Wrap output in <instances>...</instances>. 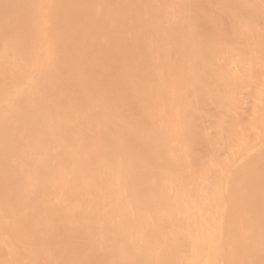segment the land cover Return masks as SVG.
Returning a JSON list of instances; mask_svg holds the SVG:
<instances>
[{"label": "bare ground", "instance_id": "obj_1", "mask_svg": "<svg viewBox=\"0 0 264 264\" xmlns=\"http://www.w3.org/2000/svg\"><path fill=\"white\" fill-rule=\"evenodd\" d=\"M64 1L0 0V264H264V0Z\"/></svg>", "mask_w": 264, "mask_h": 264}, {"label": "rangeland", "instance_id": "obj_2", "mask_svg": "<svg viewBox=\"0 0 264 264\" xmlns=\"http://www.w3.org/2000/svg\"><path fill=\"white\" fill-rule=\"evenodd\" d=\"M62 1H63V0H61V2H62ZM65 1H66V0H65ZM65 1H64V3H65ZM70 1H71V3H70ZM70 1H66V2L68 3V5H67V3H65V4L62 3V4H64L65 6H70V5L73 6L74 3L72 4V2H73L74 0H70ZM83 1H84V0H83ZM85 2H87V0H85ZM87 3H88V2H87ZM69 4H70V5H69ZM85 4H86V3H85ZM17 7H19V6H17ZM17 7H15V8L13 9V12H15V14H18V15H19V12H18V11L20 10V8H21V11H22V9L24 10L25 8H24L23 6H20V8H17ZM16 8H17V10H16ZM21 11H20V15H21V13L23 12V11H22V12H21ZM13 14H14V13H13ZM18 15H17V17L20 16V15H19V16H18ZM14 17H16V15H14ZM17 17H16V18H17ZM16 20H17V21L20 20V17H19L18 19H15V21H16ZM15 21H14V22H15ZM17 21H16V22H17ZM52 29H53V27H52ZM71 30H73V29L70 28V31H69V30H68V31H65L67 34H66V35H65V34H62L63 36L60 37L61 40H62L63 45L65 44V45H67V46H63V45H61V41H58V42H57V48H58V46H59L60 49L62 48V49H65V50H66V49L68 48V53H69V51H70V53H71L70 56L72 57V58L69 57V59H70L71 61H73V60H77V59L79 58L80 53L77 52L75 46L72 45V42H73V43H76V44H77V43L82 44V43L84 42V38H83L84 30L79 29V32H78V30H73V31L75 32V34H73L74 32L71 31ZM68 32H69V34H71L70 36L72 37V40L69 39L70 37H68V38H67V37H64V36H69V35H68ZM70 32H71V33H70ZM76 32H77V33H76ZM78 34H79V35H78ZM75 35H76V36H75ZM63 37H64V38H63ZM78 37H79L80 39H78ZM66 38H67V39H66ZM58 40H60V39H58ZM68 40H69L70 42H69ZM74 40H75V41H74ZM80 40H81V41H80ZM65 41H66V42H65ZM67 42H68V43H67ZM87 43H89V42H87ZM192 43H193V44H192ZM27 45H28V47H29L31 44L28 43ZM189 45H190V46H189ZM189 45H188L189 49H190V48H191V49H194V48L197 47V46H198L197 48H201V49H202V48L204 47L203 45L206 46V40H204V41L202 42V44H201L202 46H201V45H197V46L194 45V42H193V41H191V43L189 42ZM69 46H70V47H69ZM71 46H72V47H71ZM89 46H90V47H89ZM191 46H192L193 48H192ZM185 47H186V45H185ZM89 48H92V46H91L90 44H86V49L88 50ZM70 49H71V50H70ZM186 49H187V48H186ZM186 49H184V50H186ZM89 50H91V49H89ZM89 50H88V51H89ZM71 51H72V52H71ZM186 52H187V50H186ZM72 54H73V55H72ZM76 54H77V55H76ZM76 57H77V58H76ZM70 60H69V61H70ZM236 70H237V68L235 69V72L238 71V70H237V71H236ZM8 76H9V75H8ZM9 77H11V76H9ZM14 78H15V77H12L11 79H14ZM7 80H8V79H7ZM8 81H9V80H8ZM243 94H244V95H243ZM245 95H246L245 92H243V93H242V96H241V99H242ZM246 97H248V95L245 96V99L243 98V99L241 100V102L244 103L243 107H242V104H241V108H244V109H242L243 111L240 109V112H241V111H242V112H245V114H244V113H243V114L240 113V115H241V116H240V119L243 120V121H244L245 117L248 118V119L251 118V116H249V115H251V111H254V110H255L254 105H253V107H254L253 109H254V110L252 109L251 106H252V103H253V102H256V100H255V99H252L251 97H250L251 99H249V98L246 99ZM254 100H255V101H254ZM243 101H244V102H243ZM253 104H254V103H253ZM255 105H256V104H255ZM210 108L213 110V112H215V110H214L215 108H214L213 106H212V107L210 106ZM211 109H210V111H211V115H212L213 113H212V110H211ZM251 109H252V110H251ZM94 111H95V110H94ZM95 112H96V111H95ZM95 112H94V113H95ZM92 113H93V112H92ZM97 113H99V112L97 111ZM254 113H255V112H254ZM254 113H252V117H253V114H254ZM242 115H243L244 117H243ZM243 118H244V119H243ZM248 119H247V120H248ZM248 121H249V120H248ZM246 122H247V121H246ZM28 128L31 130V129L34 128V126H33V128H30V127H28ZM256 131H257V130H255V132H256ZM79 135H81V134H79ZM79 135H78V138H79ZM256 135H258V133H257ZM49 136H50V138H49ZM81 136H82V135H81ZM45 138H46V140L44 139V141H46L47 143H48V141H49L48 144L45 143L46 145H48L49 148L46 147V145L44 144V147L48 149V150L46 149L47 153H48L50 150L53 151V149H52L53 146H54V148L56 147L55 150H58V149H59V148H58L59 144H55V143L53 142V140H51V135H50V134L48 135V137H47V135H46ZM52 138H53V137H52ZM80 138H82V137H80ZM48 139H49V140H48ZM53 139H54V138H53ZM47 140H48V141H47ZM79 140H80V139H79ZM50 141H52V142H53L55 145H57V146L53 145L52 142H51V143H52V144H51ZM54 141H56V139H54ZM57 143H58V141H57ZM51 146H52V148H51ZM223 149H225V148H221L220 150L218 149V151H221V150H223ZM226 150H227V149L223 150L225 154L228 153V151H226ZM218 151H217V152H218ZM223 151H221L220 153H217L219 159H220L219 156H221V155L223 156V155H224V154H221V153H223ZM43 152H44V151H43ZM53 153H54V152H53ZM43 154H44L43 156H45L46 153H43ZM50 154H52L51 151H50ZM219 154H220V155H219ZM46 155L48 156L49 154H46ZM48 157H50V155H49ZM48 157H45V158H48ZM225 157H227V156H225ZM222 158H223V157H221V159H222ZM206 160H207V158H206ZM3 162H4V161H3ZM2 165H3V164H2ZM3 166H4V165H3ZM1 168H2V166H1ZM212 168L215 169L214 166H212ZM211 171H212V170H211ZM56 174H57V173H56ZM62 184H63V182L61 183V186L59 185V187H58L57 190H59V189L62 190V187L64 188V185H62ZM0 185H1V184H0ZM60 187H61V188H60ZM92 187H93V186H92ZM92 187L90 188L91 190H92ZM0 189H1V190H0V193H1V192H2V188H1V186H0ZM94 189H95V188H94ZM61 190H60V191H61ZM91 190H90V192L93 193V190H92V191H91ZM62 191H63V190H62ZM62 191H61V192H62ZM90 192H88L90 195H93V194H94V196H95V193H96L95 191H94L93 194H91ZM55 193H56V192H55ZM58 193H59V191H57V193H56L57 195H56L55 197H53L54 195L50 197V198H51L50 200H53V199H54V201H55L54 203H56V202L58 203V201H59V198H60L61 195H59ZM60 194H61V193H60ZM56 197H57V198H56ZM103 206H104V205H103ZM101 208L103 209V207H101ZM95 211L97 212V210H95ZM99 212H100V211H99ZM99 212H98V215L101 216V215H103V214L105 215V212H106V211H105V212H104V211L102 212V210H101V212H102L103 214H102V213L100 214ZM109 214H110V213L107 212L106 215H109ZM104 215H103V216H104ZM106 215H105V217H106ZM103 216H102V217H103ZM110 216H111V215H110ZM110 216L107 217V218H111V217H112L111 219H113V221H112L111 219H110V220H111L112 222H114V223L117 222V221H115V219H114L115 216H111V217H110ZM105 217H103V218H105ZM113 217H114V218H113ZM99 218L101 219V217H99ZM99 218H98V219H99ZM103 218L101 219L102 221L104 220ZM116 218H117V217H116ZM100 219H99V220H100ZM101 220H100V221H101ZM105 221H106V220H105ZM115 225H116V224H115ZM209 225H210V224H209ZM110 227H111V226H109V227L107 226V228H108L109 230L111 229ZM167 228H169V229H167ZM108 229H106V230H108ZM112 229H113V228H112ZM115 229H116V228H115ZM166 229H167L166 232H168V230L170 231V227H166ZM208 229H209V230H213L214 228L210 225V226H208ZM106 230H104V231H105L106 233H108ZM113 231H115V232H113ZM101 232H102V231H98V234H101ZM112 232H113V233H116V230H112ZM112 232H111V233H112ZM109 233H110V232H109ZM104 235H106V234L102 232L103 239L105 240V237H106V238H107V241H108V240L110 239L109 236H110V235L113 236L114 234H110V235L107 234V236L109 237V239H108L107 236H104ZM99 237L101 238V236H99ZM103 239H102V240H103ZM107 241H106V242H107ZM108 247H109V246H107V248H108ZM104 248H106V247H104ZM109 248H110V247H109ZM107 251H110V253H111V250H110V249H109V250L106 249V252H105V250H104L105 253H107ZM108 253H109V252H108ZM108 253H107V254H108Z\"/></svg>", "mask_w": 264, "mask_h": 264}]
</instances>
